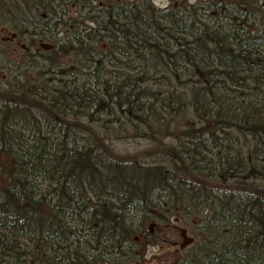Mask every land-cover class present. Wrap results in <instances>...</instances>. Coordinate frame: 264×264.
<instances>
[{
	"label": "trees",
	"instance_id": "obj_1",
	"mask_svg": "<svg viewBox=\"0 0 264 264\" xmlns=\"http://www.w3.org/2000/svg\"><path fill=\"white\" fill-rule=\"evenodd\" d=\"M166 1L0 0V264H264V0Z\"/></svg>",
	"mask_w": 264,
	"mask_h": 264
},
{
	"label": "rangeland",
	"instance_id": "obj_2",
	"mask_svg": "<svg viewBox=\"0 0 264 264\" xmlns=\"http://www.w3.org/2000/svg\"><path fill=\"white\" fill-rule=\"evenodd\" d=\"M155 2L159 6L167 4L166 0H155ZM5 35L13 37L14 34L6 30ZM3 159H6L5 155ZM151 232L154 236H142L140 239L142 241V247L138 251L140 259L128 264H174L182 257L186 246L193 241L190 230L181 220L154 227Z\"/></svg>",
	"mask_w": 264,
	"mask_h": 264
}]
</instances>
